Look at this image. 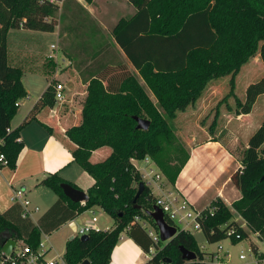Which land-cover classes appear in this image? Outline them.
<instances>
[{
	"label": "trees",
	"instance_id": "trees-1",
	"mask_svg": "<svg viewBox=\"0 0 264 264\" xmlns=\"http://www.w3.org/2000/svg\"><path fill=\"white\" fill-rule=\"evenodd\" d=\"M83 1L91 4L94 0ZM60 2L63 6L61 18L73 6V16L82 18L83 27L92 29L90 35L94 31L100 34L96 23L76 0H0V152L5 155L10 169H15L22 149L21 130L37 121L41 110L55 106L57 83L52 82L22 123L7 132L18 111L16 103L27 97L22 71L7 62V33L19 29L52 33ZM127 2L136 13L128 20L118 22L112 29V38L153 94L164 117L159 116L137 78L124 64L105 66L101 62L100 59L112 53L110 46L104 44L91 60L96 67L103 63L101 70H86L90 78L85 81L81 122L65 131L66 138L74 145L71 151L73 161L94 180L86 192L88 200L82 205L72 203L60 189V185L66 182L57 175L47 176L41 184L58 196L57 202L35 225L22 218V210L14 211L16 218L12 211L0 213V250L8 240H23L36 246L41 234L50 235L76 216L99 207L114 220L115 226L109 232L89 233L86 241L80 238L68 240L64 253L68 264H82L84 261L109 264L111 253L125 232L145 254L155 248V254L146 264H168V259L170 264H204L205 253L192 234L178 230L169 242L159 241L154 245L135 222L137 216L150 219L158 232L148 215L155 205L154 196L133 161L149 157L170 185H175L188 154L176 172L167 169L160 161L161 143L172 136L168 120L194 104L212 80L231 76L233 90L234 77L239 69L256 54L264 64V0ZM64 52L73 56L71 51ZM115 58L112 54L111 59ZM263 94L264 78L246 88L243 102L235 100V114H249L256 99ZM219 106H216L209 126L210 134L214 132ZM143 115L150 123L146 131L137 130L134 120V117L142 119ZM39 124L53 134L50 127ZM104 148H109L110 154L102 161L92 162V153ZM240 165L230 179L240 191L241 198L230 208L220 199L212 201L209 206L214 208L213 214H208L201 222V233L209 243L227 239L230 229L245 236L246 231L232 220L233 213L242 218L248 230L264 236V179L261 181L264 173V123L249 138ZM140 183L144 184L143 192L134 203ZM179 247L195 253L196 260H183Z\"/></svg>",
	"mask_w": 264,
	"mask_h": 264
},
{
	"label": "crops",
	"instance_id": "crops-1",
	"mask_svg": "<svg viewBox=\"0 0 264 264\" xmlns=\"http://www.w3.org/2000/svg\"><path fill=\"white\" fill-rule=\"evenodd\" d=\"M76 1L82 5L87 14L94 20H97V11L94 4L99 1L112 2L110 19L115 21L113 28L120 20H128L136 13L135 8L127 0H94L91 4H86L83 0L82 2L81 0ZM113 2L119 5L116 4L115 6ZM98 23L102 27L101 29L98 27L100 34L93 30V37L97 38H94L95 40L93 41L102 43L101 35L102 32H107V27L99 21ZM90 30L92 29L89 27H83L82 29L85 42L90 37ZM19 31L23 33L17 35L18 40H13V37L9 38L13 30H9L7 33V62L9 66L19 68L22 71V84L27 94L25 100L28 101V104L25 109L20 110L23 100L19 103L17 114L13 118L15 121H11L10 129L14 130L22 123L52 82L55 81L64 88L61 101H57L51 109L45 108L41 110L37 114V121L31 122L21 130L19 141L22 149L18 155L15 169H10L9 167L0 169V213L21 210L20 206L12 200V193L16 190H23L25 198L30 201L32 206L39 209L31 218V222L35 225L58 200V196L52 190L41 184L42 180L47 176L57 175L66 183L76 186L77 189L85 193L94 184L93 178L73 161L71 151L74 145L66 138L65 131L68 128L79 125L81 122L82 100L87 87L85 81L90 78L86 70L88 68L90 70L94 68L101 70L103 63L96 67L91 63V60L102 46L98 45L96 47V52L92 54L91 59L76 63L75 66L79 67V70L75 67L73 70L71 69L74 71L73 75L64 74L59 76L56 73L52 75L50 71L51 60L55 59L54 54L59 49L58 31L54 30L52 32L56 36V46L54 49L50 48L47 57L40 54L41 52L34 50V47L32 48L26 44L27 40L31 42L34 39L35 36L32 34L37 31L25 29H20ZM15 42H18V46H15ZM110 49L112 52L110 55L115 54L116 58L113 62L107 61L105 66L117 65L118 63L124 64L128 71L137 78L139 84L144 86V81L137 70L130 64L122 50L114 42L113 47L110 46ZM39 56H43L44 59H40ZM68 64L69 62L66 61L65 66ZM147 91L150 100L156 101L150 90L147 89ZM194 106H190L185 110L184 113L187 117L191 114H196L197 111H194ZM198 108L197 106L196 110ZM224 110L226 113L224 114L225 119L221 120L223 115L222 111L219 110L213 134L208 133V128V132H200V140L193 138L195 139L194 142L192 139V142H188V159L179 172L175 185L166 186L162 180V183H159L163 185L162 187H150L152 194L156 198L167 192H173L179 198L187 201L197 211L206 209L216 199H220L230 208L233 202L241 198L240 191L233 186L230 178L241 167L238 155L240 151L247 147L249 138L254 133V129L251 128L248 119L251 112L246 115H236V108L233 112H229L227 107ZM39 122L50 127L53 134H49ZM223 122L224 124H222ZM246 122H248V127L244 130ZM195 125L200 127L198 123H195ZM220 125L221 127L226 125V127L222 129ZM228 126L227 132L224 131L225 134L223 135L222 131ZM219 128L220 130L218 131ZM201 130L203 129L200 127ZM242 130L245 132L243 133ZM109 154L110 152L104 151V149L97 150L92 153L91 161L94 163L102 161ZM40 211L42 212L40 213ZM84 213L62 226L66 224L82 226L83 223L88 221L87 219L81 221L80 217ZM34 216L37 218L33 222ZM13 217H17L16 212L13 213ZM105 224L104 228H113L114 221L112 219L111 222H105ZM242 227L243 229L246 227L244 221ZM42 237H48V235L41 234V240ZM144 255L145 253L141 248L125 232L121 234L117 245L113 249L109 264H146L147 260ZM222 264L227 263L224 262Z\"/></svg>",
	"mask_w": 264,
	"mask_h": 264
},
{
	"label": "rangeland",
	"instance_id": "rangeland-1",
	"mask_svg": "<svg viewBox=\"0 0 264 264\" xmlns=\"http://www.w3.org/2000/svg\"><path fill=\"white\" fill-rule=\"evenodd\" d=\"M111 3L112 2L99 1L98 3L94 4L96 11H97L96 19L102 24H105L107 27V32H102V35H101L102 37L101 40H103L102 43L101 42L97 43L96 41L94 42L93 40L97 38L93 37V35L92 36L90 35L89 39L85 42L84 34L83 32H81V30L83 29V25H85L83 19L82 18L79 19L77 16L76 17L73 16V14H75L72 10L73 6L71 9L72 12L69 9L68 11H66L67 13L64 16V18H61L63 6L61 2L58 3L60 9H58V11L55 14L56 26L54 30H57L59 33V44H58L59 49L57 53L54 54L55 59L51 60L50 71L52 75L55 73L59 76H62L64 74L73 75L74 71L72 70L74 69L75 64L91 59V56L93 53L96 52V47L98 45H101L103 47L104 43L105 44L107 43L109 46L113 47L114 41L112 40V28L114 26L115 21H111L110 19ZM116 4L118 3L114 4L113 2V5L116 6ZM70 8H71V5H70ZM82 16H83V13H82ZM92 20L101 29L102 26L100 27L98 21L94 19ZM19 30H16L17 32L13 30L9 38L13 37V40H18L17 35H20L21 33H23L22 31H19ZM32 35H34L35 37L31 42L27 40V43H26L27 46H31L32 48L34 47V50L41 52L40 54L47 57L51 46H54V47L56 46L55 34L37 31L33 33ZM14 37L16 38L14 39ZM15 46H18V42H15ZM65 50L68 52L71 51L73 56L69 57L67 52H64ZM43 56L42 57L39 56V58L44 59ZM107 57L110 60H108ZM111 58H112V55L108 53L105 59L102 58L100 60H102L101 62H104V63H106L107 61L113 62ZM66 61L69 62L67 66H65ZM262 78H264V64L260 60L258 54H256L254 57L249 59L247 63L241 66V68L239 69L238 73L234 77L233 90L231 89V84H230L231 76H226V77H223L217 80L210 81L207 84L203 93L201 94L200 98L194 104L190 105V106L196 105L193 107L194 111H197L196 114H193V115L191 114L187 117L184 112L188 107H190L188 106L182 113L177 112L176 116L173 119L168 120V126L171 130L172 136L170 138H167L166 141H163L161 143L162 153L160 154V161L163 163V165L167 167V169H169L170 171L176 172V170L179 168V166H181V164L183 163V161L185 160L188 154V148H189L188 142H192V140L194 142L195 139L193 138L200 140L201 139V137L199 136L200 132H203V131L208 132V128L214 119L216 106L220 105L219 110L222 111V115H223L221 117V120H222L224 118V114H226L224 108L227 107L229 108V112H233L235 109V100L237 99L243 102L245 98L246 88L250 84L256 83ZM141 87H143L146 95L148 96L147 94L148 91H147L146 86L141 85ZM22 100H23V103L20 107V110L25 109V107L28 104L27 100L25 99H22ZM22 100H20V102ZM152 103L157 108V111L159 112L158 113L159 116L164 117V113L158 109L159 107L156 101H152ZM197 106L199 108L196 110ZM248 117H249L248 119L250 121L251 128L254 129V132L261 125H263L264 123V94L260 95L256 99V102L254 103L252 107V111ZM142 119L149 120L147 116L145 115L142 116ZM14 121L15 120H13V122ZM195 123H198V125L203 130L200 131V127L195 125ZM222 124H224V122ZM244 126H245L244 130H245L248 127V122H246ZM225 127L226 125H223V127L221 128L224 129ZM228 128L229 126L225 130L222 131L223 135L225 134V132H227ZM219 130L220 128L218 129V131ZM244 132L245 131H243V133ZM104 151L111 152L109 148H104ZM241 155H242V151H240L238 155L239 158L241 157ZM143 160L133 161L134 167L136 171H138L139 174L143 173L144 169H146V166H147L145 165ZM151 165H149L151 168L156 170L158 173L162 174L163 176L162 180L166 184V186H170L169 181L166 179L163 173L158 169L155 163L153 162ZM155 198L156 197L154 196V199ZM90 210L94 212V216H96L98 219V222L96 224L98 228L104 229V227L106 226L105 222L109 223L112 221V218L108 216L106 213H104L99 207H93ZM41 212L42 211H40V213ZM92 216L93 215H91V213L87 211L80 217V219L81 221H84L85 219L90 220ZM36 218H37L36 216L33 217V222L36 221ZM138 220L140 221V223H145L148 229L155 230L153 227V223L151 222L150 219H147V218L142 219L139 217ZM232 220L242 227L243 220L242 218L238 216V214L233 213ZM82 225H84V223ZM114 226H115V222L113 224V227ZM175 226L179 230L182 228V226L177 224L176 222H175ZM244 229H246V227H244ZM191 234L195 238V241L198 247L200 248V250L203 253H205L207 260L216 255L217 257L221 256L223 263L225 262L227 264H239V263L245 264L244 261L242 262L239 261L238 256L242 253L247 256L249 255V253L247 252L249 240H241V241L235 242L232 239L227 238L217 243H209L207 242L206 238L200 231L192 230ZM73 235H74L73 227L70 224H66L64 226H61L57 230L53 231L50 235H48L47 238H48L49 244L53 247V250L57 254L64 255L65 250H66V243L70 238L73 237ZM44 239L45 237H42V240ZM50 256H54V253H51Z\"/></svg>",
	"mask_w": 264,
	"mask_h": 264
},
{
	"label": "built area",
	"instance_id": "built-area-1",
	"mask_svg": "<svg viewBox=\"0 0 264 264\" xmlns=\"http://www.w3.org/2000/svg\"><path fill=\"white\" fill-rule=\"evenodd\" d=\"M54 49V46H51ZM63 86L56 84L55 86V99L56 101H61L63 99ZM20 102L16 103L19 106ZM8 129L7 132H10ZM143 162L145 163L146 169L141 173L142 181L148 187L160 188L162 183V174L158 173L156 170L151 168L153 162L149 157H146ZM152 166V165H151ZM3 167H8V161L3 153L0 152V169ZM144 179V180H143ZM12 200L15 204H18L22 210V218L31 220L32 216L36 214L39 209L31 205L30 201L25 198L23 190H16L12 193ZM163 213L164 219L167 224L176 228L175 222L182 226L181 231L191 234L192 230L201 232V222L206 218L208 214H213L214 208L208 206L202 211L195 210L187 201L179 198L177 194L173 192H167L159 197L155 198V205ZM93 215L90 220L86 221L84 225L77 226L74 225L73 231L74 235L72 238H80L92 232H109L112 228L106 227L100 229L96 226L98 219L94 216L92 210L89 211ZM139 217H135L134 220L138 223L141 228L146 232L148 237L152 240L154 245H157L159 240V234L156 230L148 229L145 223H140ZM228 239L235 241L249 240L248 241V253L249 255H244L243 253L238 256L240 262L244 261L245 264H264V236L257 232H252L248 230L244 237L232 229L227 232ZM219 251V250H218ZM220 252V251H219ZM54 253V256H50ZM155 254V248H150L149 253L145 254V259L149 261L151 257ZM221 256L211 257L207 260L204 258V264H222ZM0 264H68L65 261L64 255L57 254L53 247L49 244L48 238L45 237L44 240H39L36 246H31L24 242L23 240L15 241V246L9 255H6L2 248L0 250Z\"/></svg>",
	"mask_w": 264,
	"mask_h": 264
},
{
	"label": "water",
	"instance_id": "water-1",
	"mask_svg": "<svg viewBox=\"0 0 264 264\" xmlns=\"http://www.w3.org/2000/svg\"><path fill=\"white\" fill-rule=\"evenodd\" d=\"M134 120L136 121V124H137L136 125L137 130H142V131L148 130L149 125H150L149 121L144 120V119H139L137 117H134ZM263 179H264V173L261 177V181ZM143 187H144V184L140 183L138 186L137 193L134 197V203L139 198V196L142 194ZM60 189L62 190L63 195L74 204H77V203L84 204L88 200V195L85 192L79 189H76L67 183L61 184ZM148 215L153 220L158 230L160 242L167 243L178 234L176 228L166 223L162 211L157 206H154L153 210L148 212ZM87 239H88L87 235L80 237L81 241H86ZM14 246H15V240H8L2 246V251L6 255H9L12 252ZM179 252L181 254L182 259L185 260L186 262H193L196 260L195 253L190 252L184 249L183 247H179ZM166 262L170 264L169 259ZM82 264H89V262L84 261Z\"/></svg>",
	"mask_w": 264,
	"mask_h": 264
}]
</instances>
